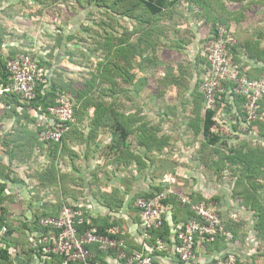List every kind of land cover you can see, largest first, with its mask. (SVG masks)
Listing matches in <instances>:
<instances>
[{
  "label": "crops",
  "instance_id": "crops-1",
  "mask_svg": "<svg viewBox=\"0 0 264 264\" xmlns=\"http://www.w3.org/2000/svg\"><path fill=\"white\" fill-rule=\"evenodd\" d=\"M6 5L7 2H3L0 10ZM172 17L173 10H169L153 32V123L146 117L140 119L143 113L138 104L113 107L106 101L103 107L110 109L105 110L99 120L93 116L89 105L83 114L77 113L79 103H76L72 126L59 142L35 139L32 133L43 127L47 119L32 111H28L32 121L15 115V109L22 114V107L4 100V93L0 95V167L6 175L1 205L6 222L14 229L10 248L24 255L23 258L18 255L15 264H40L30 243L41 230L38 218L57 214L63 205H81L91 220L117 226L129 248L143 249V227L133 202L137 196H145L142 194L150 196L155 186H161L160 191H168L167 198H172V202L166 203L171 208H166L163 214L169 227L166 242L173 241L175 230L189 218L187 207L179 205L180 197L214 202L226 234L214 243H198L192 264H213L228 253L237 257L238 264H264V238L254 228L256 217L243 203V197L235 192L240 166L225 163L210 167L202 162L205 153L199 148L206 140L202 129L205 104L199 84L204 72L201 49L207 25L203 20L199 23L202 18L195 14L194 20L191 16L186 18L188 23L170 24ZM79 25L76 20L69 29L62 26L67 36L62 39L56 36L53 49L48 44L34 50L35 46L27 42L0 34V59L5 61L14 54L29 52L45 69L47 80L53 79L58 85L75 82L78 64L68 63V48L74 44L69 36L85 31ZM239 55L242 67L244 61L247 67L257 65L243 53ZM47 62H51L50 67ZM133 71L141 73L135 67ZM133 87L130 85L131 89ZM117 89L121 93V88ZM141 92L140 88L133 97ZM199 99L201 102H197ZM115 109L130 111L139 118L132 124L133 132L125 144H118L111 129L115 124L111 112ZM243 112L240 98H222L212 127L218 143L264 147V137H259L257 130L248 131ZM262 115L264 119V113ZM144 123L153 127L154 140L163 139L162 148L145 151L137 143L136 128ZM17 128H20L19 133ZM37 134L39 136V132ZM239 183L241 191L248 188V182ZM157 255L169 264H179L172 252Z\"/></svg>",
  "mask_w": 264,
  "mask_h": 264
},
{
  "label": "trees",
  "instance_id": "trees-1",
  "mask_svg": "<svg viewBox=\"0 0 264 264\" xmlns=\"http://www.w3.org/2000/svg\"><path fill=\"white\" fill-rule=\"evenodd\" d=\"M74 3L80 10L90 11L91 8H96L98 10H104L112 15H119L121 17H127L136 20V26H133L130 29L132 34H138V42L131 45H127L128 39L118 38L110 32L105 33V40L108 56H114L118 60H114L112 63L107 65H98L97 76L94 75L92 80H89V83H77L74 90L70 87L69 83L65 85H58L53 79L47 80L45 83L37 84L35 88V97L29 102H22L19 95L13 93L12 91H4L3 99L9 103L22 107V114L15 109V115H20L21 118L32 121V114L29 112L37 113V115L46 114V109L48 106L55 103L56 95L58 92L65 93L74 104V117L76 112V103H79V108L77 113L83 114L86 107L89 105L93 108V116L100 120L102 115H104L105 110L110 107H103L105 97H115L117 96L118 87L121 93L131 96L135 95L140 91V88L146 87L148 84L146 77L142 76L135 80L134 78H129L127 74H120V68H118V61L120 59L124 60L130 70L133 69V60L135 56L134 53L135 46L142 44L144 41L147 43L150 48L155 47L154 41L150 40L151 32L158 29V23L162 16L169 13L167 6H171L180 2L181 0H73ZM185 6L189 9H193L196 16L202 18L206 27V36L208 32H215L217 25H224L230 30L232 35L236 39V44L231 48L232 57L235 62H241L240 53H243L246 58L252 61L254 66L247 67L248 63L244 61L242 67V73H244L249 78H261L264 75V31L256 30V27L252 26L259 19V17H264V0H183ZM249 15H253L251 18ZM246 21V23H244ZM86 29V28H84ZM205 36V38H206ZM73 38V35L69 36V40ZM127 41V42H126ZM2 42V36L0 35V43ZM137 44V45H136ZM144 44V43H143ZM127 45V46H126ZM147 46V47H148ZM142 52V50H141ZM140 52V54H141ZM143 53V52H142ZM139 54V55H140ZM15 55V54H14ZM13 55V56H14ZM11 56V57H13ZM142 56V55H141ZM8 57L7 59L11 58ZM143 57V56H142ZM109 59V58H108ZM0 86L6 88L10 85V80L8 79V74L5 70L6 60L0 59ZM203 68L206 66V61L203 58ZM39 64V63H38ZM42 64V63H41ZM40 65V64H39ZM47 65L50 67L51 62H47ZM138 70L142 73L143 64L140 63L136 66ZM127 68V69H128ZM127 69H124L127 71ZM133 71V70H132ZM128 72V71H127ZM134 72V71H133ZM119 75L121 80H118ZM137 75V74H136ZM131 77V76H130ZM97 79L103 83H107L110 86L107 88H100L101 93L98 96H94L91 93L90 88L92 85L97 82ZM92 83H91V82ZM90 85L84 90V86ZM130 85L134 86L133 89L130 88ZM87 87V86H86ZM68 90V91H67ZM74 92H73V91ZM83 90V92H82ZM67 91V92H66ZM131 92V93H130ZM71 93V94H70ZM73 95V96H72ZM195 96H197L195 92ZM74 97V99H73ZM240 98L242 104L244 103V98L240 96H235ZM203 100V97H202ZM222 99L217 100L213 108H206L205 115L203 120V134L206 136V140L201 143L200 150L205 153V157L202 158V162L207 166H219L221 164L228 163L229 166H240V173L237 175V181L235 183V192L236 195L243 197V203L249 208L252 209L254 217H256L254 228L260 236L264 238V147L259 145L257 146H247V144L229 146L227 152H223L221 147H219L218 136L212 132V127L215 125V114L216 107ZM201 102V99L199 101ZM111 106H115L116 101L111 100ZM40 108V109H39ZM29 111V112H28ZM130 111H120L119 109L112 110V119L115 121V124L111 127L115 137H117L118 144H125L129 135L133 132L132 124L137 121V117L129 113ZM258 113H264V97L259 102ZM243 119L246 121V115L243 112ZM143 119L144 116L140 117ZM72 123V122H71ZM69 124L70 130L72 124ZM50 121L46 122L44 126L48 127ZM43 127H39L38 130L32 133V137L38 139V132L42 130ZM22 128V127H21ZM20 129V128H19ZM17 128V133L18 130ZM257 130L259 137H264V119H256L254 121L248 122V131ZM67 131V132H68ZM67 132L65 134H67ZM64 134V135H65ZM63 135V136H64ZM136 140L137 143L144 147L145 151H151L153 149L162 148L164 142L162 140L153 139V127L141 125L136 128ZM223 143V142H222ZM214 155H219L216 160L208 161V158L213 157ZM0 167V205L2 200V193L4 190V182L6 175L3 173ZM240 181L248 182V188L241 191ZM239 184V185H238ZM239 187V188H238ZM161 190V186H155L154 191L150 195H154ZM149 195V194H142ZM172 198H165L161 200L162 204L167 202H172ZM196 201H201V198H195ZM2 215L0 221L5 220L6 217L4 214V209L2 208ZM189 218L192 217L193 213L188 209ZM188 218V219H189ZM8 226V232L6 236L2 239L0 244V264H10V255L8 249L11 246V237L12 226L5 222ZM97 226L100 232H104L105 229L112 224L103 222L98 223L96 219L91 221V224L85 225L81 228L85 229L90 226ZM114 225V224H113ZM150 233L155 238H160L164 241L168 240L169 227L168 224L164 221L163 225L159 228L150 229ZM224 238V234H218L213 241L202 240L203 244L214 243L216 240ZM102 253H97V257L102 258Z\"/></svg>",
  "mask_w": 264,
  "mask_h": 264
},
{
  "label": "built area",
  "instance_id": "built-area-1",
  "mask_svg": "<svg viewBox=\"0 0 264 264\" xmlns=\"http://www.w3.org/2000/svg\"><path fill=\"white\" fill-rule=\"evenodd\" d=\"M236 43L230 30L223 25H217L216 31L209 32L204 40L201 54L206 66L199 91L205 109L213 108L216 101L223 97L240 96L244 98L243 111L247 121L262 119L258 108L264 97V75L256 79L242 73V65L232 57L231 48ZM5 70L10 85L6 88L0 86V95L10 90L19 95L22 102L31 101L37 84L47 81L45 69L29 52H20L7 59ZM46 112L41 117L50 121V125L42 128L39 139L59 142L74 120V104L65 93L58 92L55 103L48 106ZM169 194L162 190L134 199L133 206L139 212L145 238L143 249L129 248L121 230L114 225L104 232H100L95 225L81 230L92 221L81 205H63L57 214L40 216L38 225L41 230L36 238L31 239L30 248L40 264H169L157 255L165 251L172 252L179 264H192L196 259L197 244L202 240L213 241L218 234H226V230L213 200L195 201L182 196L179 205L188 207L192 217L178 226L172 242L158 237L153 240L150 229L161 227L166 208H171V205L161 203ZM5 222L0 221V244L8 232ZM98 252L103 254L102 258L97 257ZM8 253L10 264L16 263L18 255L19 258L24 257L14 247L9 248ZM213 264L238 263L237 257L228 253L217 258Z\"/></svg>",
  "mask_w": 264,
  "mask_h": 264
},
{
  "label": "rangeland",
  "instance_id": "rangeland-1",
  "mask_svg": "<svg viewBox=\"0 0 264 264\" xmlns=\"http://www.w3.org/2000/svg\"><path fill=\"white\" fill-rule=\"evenodd\" d=\"M247 1L250 2L251 0ZM3 2H7V5L3 10H0V34L8 39L14 37L22 42H27L35 46L34 50H36L37 46L43 47L48 46V44L52 46L50 49H53V39L56 36L60 39L67 36V32H63L62 30V26H67L69 29V25L73 26L76 20L80 24V28H86L85 31L75 32L71 39V43L74 44L68 48V63L73 62L74 64H78L76 72L79 74L76 77L77 80L75 82L70 81L71 83H69V86L74 90H76L75 86L77 83H89V80H92L94 75L97 76L99 72L97 71L98 65L104 66L112 63L114 60H118L112 55L108 56L106 43L104 42L105 33L110 32V34L118 38L125 37L128 39L127 45L138 42V34H132L130 31L133 26H136V20L119 15H112L107 11L96 8H91L90 11L80 10L73 0H0V5ZM186 7L183 0L167 6L168 10H173L172 23L170 24H175L176 22V24H180L183 21L188 23L186 19L188 16H191L192 20L195 19L193 15L197 11L191 10L192 13L188 15L191 11L188 12ZM252 16L249 15L250 18ZM202 20L200 19L198 22L200 23ZM252 26L256 27V30L264 31V17H259ZM182 30L180 29L179 31L183 32ZM149 37L153 41V31ZM142 42L144 44H136L137 46L133 50L134 53L136 52V58L135 56L132 58V62H135V65L133 64L132 66L133 68L135 67L137 69L136 66L138 64H143V71L140 75L137 74V71L133 72V69L130 70L128 67H125L127 65L120 61L121 59L117 64L118 68L121 67L120 74H127L129 78H134L135 80L145 76L148 84L146 87L141 88L142 92L139 93V96L133 97V94L127 96L124 93H119L120 95L118 94L116 98L105 97L104 100H115L117 105H124L125 108L138 104L143 113L142 116L153 123V50L149 47L150 45L148 46L147 43ZM124 69H127L128 72ZM118 76L116 75V77ZM86 86H84V90L90 85ZM106 86L107 84H101L97 79V82L90 88L91 93L94 96H98L101 93L100 88H107ZM261 116H263L262 113ZM217 144H219L223 152H227V148L229 147L228 143ZM249 144L252 145V143ZM254 144L257 143L254 142Z\"/></svg>",
  "mask_w": 264,
  "mask_h": 264
}]
</instances>
